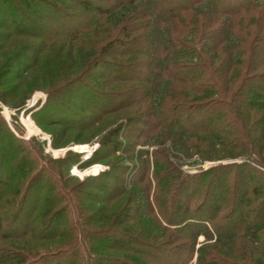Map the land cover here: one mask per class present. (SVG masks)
Listing matches in <instances>:
<instances>
[{
  "label": "trees",
  "instance_id": "16d2710c",
  "mask_svg": "<svg viewBox=\"0 0 264 264\" xmlns=\"http://www.w3.org/2000/svg\"><path fill=\"white\" fill-rule=\"evenodd\" d=\"M110 26L115 36L105 35L92 48L97 55L89 67L102 71L109 81L105 86L136 83V94L146 96L144 103H153L152 86L162 80L179 83L171 95L174 102L160 106L155 115L158 127L177 138L189 136L190 144L203 135L192 145L204 159L246 154L256 166L219 165L170 186L168 179L175 173L169 166L156 160L147 179L146 163L135 184L148 180L145 200L155 232L136 234L132 226L97 228L104 223L103 210L123 200L124 191L100 184L105 196L94 197L88 191L97 187L96 179L73 185L63 171L79 163L80 155L45 160L42 150L19 139L0 116V241L46 243L69 237L77 243L36 260L14 246H0V264H51L78 257L87 245L94 264H264V0H0V30L10 37L48 43L58 36L85 43L88 32H107ZM112 55L143 58L138 64L105 59ZM16 56L1 67L0 88L17 79L10 76L14 62L28 66L27 59ZM178 85L186 87L185 94ZM127 98L125 91L94 90L81 74L50 92L47 105L63 108L50 112L52 123L71 127L75 121L77 129H88L94 121L85 122L95 117L88 109L110 115L120 108L114 102L127 106ZM66 115L82 124L75 118L65 120ZM222 151L230 153L221 156ZM87 203H103L104 209ZM126 212L129 222L134 221L130 216L135 209ZM201 237L206 243L197 248Z\"/></svg>",
  "mask_w": 264,
  "mask_h": 264
},
{
  "label": "rangeland",
  "instance_id": "374dc122",
  "mask_svg": "<svg viewBox=\"0 0 264 264\" xmlns=\"http://www.w3.org/2000/svg\"><path fill=\"white\" fill-rule=\"evenodd\" d=\"M156 25L157 23L152 24L150 29L154 30ZM91 32L85 36V43L70 41L58 36L47 43L28 36L10 37L7 31L0 30V69L5 63L10 62L9 60L13 58L14 54H17L16 58L21 56L24 60H28L27 67L17 66L14 64L15 62L10 66V76H18L19 78L17 77L6 87L0 88V116L19 139L42 150L41 154L45 160H62L71 155H80L79 163L74 164L69 172L63 171L64 176L73 179V185L93 178L97 180L95 186L103 184L111 190L118 188L124 191L123 200L110 205L105 211L103 210L101 216L103 215L104 223L103 225L98 223L97 228L112 227L123 230L132 226L133 232L136 234L143 232L144 229H149V232L152 233L155 232L156 226L152 221L154 217L149 213L145 200L148 190L145 183H148V180L144 183L135 184L136 180L141 178L139 173L146 163L150 166L147 179L151 178L155 171L154 162L156 160L165 166H169L166 168H170L169 171L175 173L168 179L170 186L178 185V181L183 178L193 177L219 165L247 163L256 166L253 158L246 154L233 158L225 156L215 160L204 159L199 153L202 151L197 152L192 145L199 138H204L203 135H199L200 137H196L197 139H192V144H190L189 136L181 135L177 138L175 133L168 128L158 127L155 115L160 106L174 102L175 99L171 95H174L176 85L179 83L162 80L159 85L152 86L156 96L153 103H144L146 96L136 94L137 90L140 89L136 83H113L105 86L104 84L109 81H106L105 76L99 73L102 71L96 72L97 70L92 67L89 68L91 61H94L93 58L97 55L92 48H97L105 35L107 37L115 36L116 31L110 26L107 32ZM18 54L21 55L18 56ZM142 58L143 56L130 57L126 55L124 57L115 55L105 57L106 60L112 61L123 60L121 62L127 61L129 63L135 61V64H138ZM143 70L147 71L144 67ZM104 71L107 72V70ZM96 73L102 76V79L97 78ZM81 74L87 76L88 83L98 92H127V106L125 102L115 101L114 107L120 106V108L117 109V112L106 116L88 109L86 111L88 114L95 115L94 120L85 122L90 124L94 121V125L88 129H77L74 126L75 121L69 124L71 127L52 123L53 121L50 119L53 118L50 117V112L53 110L59 112L58 110L63 108L47 105L50 92L62 85L66 78H74ZM178 87L181 88L183 94L186 93V87L182 85H178ZM79 92V90H75L76 95H79ZM132 92L135 94L132 95ZM90 99L88 94L84 101L86 108L88 105L90 106ZM186 100L189 102V99ZM73 103L82 107L78 101H73ZM121 107L123 108L121 109ZM71 118H75L78 124H82L78 117L70 115H66L65 120H72ZM39 121L45 122V124L41 126ZM145 123L148 125H144ZM179 140H182L181 145L176 143ZM157 152H160L161 155H156ZM229 153L230 151H222L220 155L224 156ZM92 159L98 161L88 164L87 162ZM112 170L114 171L112 172ZM119 181H123V184ZM98 187L90 189L89 194L94 197L105 196L101 188ZM151 192L154 194L155 185H153ZM196 202H199V198L195 199L194 203ZM87 204L98 209H104L103 203ZM121 206L135 209V213L130 216L134 218V221L129 222V216H126V208H123L125 214L120 216ZM154 216L159 218L157 213H154ZM66 226L64 222L61 226L62 232L65 231ZM65 236L68 237V234L66 233ZM68 238L46 243L30 239L0 241V246H14L28 254L29 260H36L42 254L66 249L71 246L70 244L76 246L77 243H72ZM198 242L197 248L206 243L204 237L199 238ZM83 250L78 251V257L62 258L51 264H94V254H92L90 246L87 245L86 252ZM121 255L128 256L123 253ZM26 262L23 261L24 264Z\"/></svg>",
  "mask_w": 264,
  "mask_h": 264
}]
</instances>
